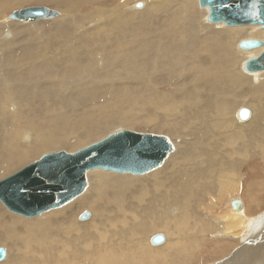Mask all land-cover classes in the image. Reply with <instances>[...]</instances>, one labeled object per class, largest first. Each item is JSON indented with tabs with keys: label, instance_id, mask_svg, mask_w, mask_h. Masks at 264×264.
<instances>
[{
	"label": "bare ground",
	"instance_id": "bare-ground-1",
	"mask_svg": "<svg viewBox=\"0 0 264 264\" xmlns=\"http://www.w3.org/2000/svg\"><path fill=\"white\" fill-rule=\"evenodd\" d=\"M173 1L182 3L184 8L188 10V7L195 0H144V6L156 14ZM196 2L201 11H206L207 14L203 22L209 23L207 25L209 28H213L212 25H215L219 28L230 29L229 33H233V36H237L234 30L238 29L248 28L260 32L256 35L251 32L250 35H254V37L243 38L237 42V49L240 51L237 53L240 57L246 58L244 62L242 61L241 71L238 68L232 71V68L218 70L217 67L208 66L205 71V78H200L196 83L194 82L189 89L167 94L162 93L161 88L156 86L154 89L147 90L148 96L144 93L140 100L138 98L128 100V103L131 104L125 106L126 110L123 113L119 111L121 114L115 112L113 103H110L109 107L94 106L99 97L97 99V94L92 95L87 92L82 96L88 107L83 116L81 115L80 118L77 117L69 123H66V118L64 119L62 116L60 123L61 117L54 115L56 124L49 128L42 127L41 122L38 121L39 117L27 116V113H21L23 112L21 109L20 111L6 112L7 115L12 116L11 119L16 121L18 118L15 124V141L17 143L15 142V145L9 148L8 157L5 158L0 167V175L6 174L11 169L15 171L21 163L30 161L32 157L42 154L47 149L70 150L69 136L73 134H76V142L87 144L96 138L98 139L104 134L99 135L104 131V128L111 124L107 122L108 120H114L113 126L123 123L129 128L140 122L139 126L142 129L151 127L160 131L165 130L171 135L169 139L174 145V150L161 165L162 167L160 166L161 168L158 167V170L149 172L150 174L145 177L118 176L116 174L130 175L131 173H117L103 169L90 170L87 173L88 191L86 190L87 192L85 191L83 196H78L63 205L64 208L61 210L58 208L63 206L58 207L57 212L53 211L54 213L41 218L37 216V218L29 220L32 217L23 216L26 217L23 218L22 215L18 216L20 214L10 210L13 215L5 214L6 212L0 208L2 215H4V218L1 219L3 227L14 229L13 232L2 231L0 233V245H3L0 248H4L6 252V258L0 261V264H73V262L79 261L82 256L85 261L99 259L101 263L116 258L118 264H174L175 259L171 262L172 257L176 258V255H180L179 253L183 257L188 254L190 260V253L193 250L202 249L204 244L212 243L213 239L220 234H225L230 240H235L236 235L238 236L246 230L244 232L246 234L239 239L241 244L248 239L259 238L258 233L255 234V230L258 232L259 228L254 226L251 215L248 216L250 209L246 207V202L242 211L233 208L238 212H232L227 210L228 203L226 201L239 194L240 187H242L240 179L243 177L241 166L245 165L250 160L249 158H253L251 151L253 154H258L257 149L261 153L264 151V146H262L264 138L250 145L255 138L264 134V123H259L261 120L264 121V85L263 88L259 89L260 84H264V71L249 72L246 68V63L260 55L264 51V47L243 49L240 46L244 40H264V28L257 25L232 27L226 26L224 22L211 23L209 21V9L200 6L199 0ZM138 15L142 14L137 13L134 16ZM95 17L96 15L91 16V19ZM8 18L6 22L11 21ZM62 18H65V15L59 19ZM223 33L228 35L224 36L226 39H229L230 42L233 41H231L233 36L231 37L226 32ZM231 46L229 45L228 51L232 49L233 46ZM207 51L210 52L211 48H207ZM55 57L59 58V55H55ZM254 75L256 76L252 77ZM218 83L222 84V87ZM202 84L208 86L204 89L205 94H207L205 100H202L201 97ZM225 89L228 92L225 93ZM220 90L223 94L222 97H219ZM193 92L198 93L197 96L195 95L197 101L194 103L189 101ZM255 95H258V98ZM260 101V104H256ZM57 103L59 102H56L54 98L50 99L48 107H54ZM233 107L235 108L233 109ZM241 107L250 111V117L246 120L239 115L242 110ZM135 109L137 110L136 115L139 114V109L150 114L152 119L148 122L149 127L139 118L126 120L129 110L133 112ZM95 110L98 112L97 123L94 122L96 128L90 127L88 129L87 126L94 124V119L90 117ZM131 115L133 114L131 113ZM184 117L186 123L183 121ZM81 125L83 126V133L78 134L76 129ZM192 126L194 127L191 128ZM29 127L32 130L25 132L31 129ZM188 127L192 130L190 134L184 133L187 132ZM22 133L24 134L22 135ZM210 140L223 144H218L209 149L206 142ZM20 141H24L23 143L26 145H18ZM201 142L199 149L193 148L194 144ZM212 145L215 144L212 143ZM69 152L71 153V151ZM236 156L238 163L233 161ZM184 161L189 164L180 166L179 163ZM178 164L181 171H178V168L176 170ZM91 171H103L106 174L102 172L100 174L98 172L91 173ZM112 179L117 180L119 184L106 192L104 189L101 191L102 194H98L97 190L102 189L106 185L105 182ZM249 182L244 184L246 188H250ZM95 200L97 201L96 204ZM203 200L207 201L208 204H203L201 212L208 216V221L198 215L197 204L202 203ZM237 200L239 199L235 198L231 201L232 207V202ZM1 203L5 206L2 201ZM213 207L220 209L221 212L218 211L220 214L211 210ZM83 212L89 213L87 219L80 218L79 215ZM173 220H176L178 226L175 225L174 227L171 224ZM159 229H165L168 232L164 242L155 245L152 243L153 236L150 238L148 236ZM220 240H216L215 246H222L223 248L225 243L222 244ZM24 248H28L29 251L26 252ZM97 250L99 253L96 254L95 251L97 252ZM37 254L40 257H37ZM236 254L241 256L239 252ZM193 255L195 256L194 253ZM251 258H254V255H251ZM183 262L184 260L181 263L183 264ZM255 264H264V258L259 257Z\"/></svg>",
	"mask_w": 264,
	"mask_h": 264
},
{
	"label": "rangeland",
	"instance_id": "rangeland-1",
	"mask_svg": "<svg viewBox=\"0 0 264 264\" xmlns=\"http://www.w3.org/2000/svg\"><path fill=\"white\" fill-rule=\"evenodd\" d=\"M196 1L191 3L188 10L184 8L182 3L173 1L155 14V12L149 11V8H145L144 0H0V167L5 158L8 157L9 148L15 145L16 142L15 124L18 118L16 121L11 119L10 117L12 116L7 115V111H20L21 109L23 111L21 113L25 112L27 116L39 117L38 121L41 122L42 127L49 128L56 124L55 116L61 117L59 119L60 123L62 122V116H64V119L66 118V123L77 117L80 118L81 115L83 116L84 112H86L85 109L88 107L82 96L87 92L92 95L97 94V99L99 97L94 106L103 105L109 107L110 103H113L112 106L115 107V112L117 111V114H121L126 110L125 106L131 104L128 103V100L133 98L140 100L144 93L148 96V89H154L156 86L161 88L162 93L167 94L189 89L194 82L196 83L200 78H205V71L208 66L217 67L218 70H223V68H228V70L232 68V71L237 68L240 69L246 58L240 57L239 53H237L240 52L237 49V42L243 38L254 37L260 32L248 28L238 29L234 30L237 36H233V33H229L230 29L219 28L215 25H212L213 28H209L207 26L209 23L205 22V24L203 22L207 13L199 9ZM120 4L122 6H119ZM35 6H45L54 9L59 12V15L50 20L27 23H19L20 21L10 19V16L15 11ZM137 13L142 15L134 16ZM61 15H65V18L59 19L63 17ZM95 15L96 17L91 19V16ZM7 18L11 21L6 22ZM208 29L211 30L209 31ZM223 32L229 33L231 37L233 36L231 41H234L235 38L236 40L230 42L229 39L224 37L228 35ZM251 32L254 34L253 36L250 35ZM229 45L233 46H231L232 49L230 51H228ZM209 47L211 48L210 52L207 51ZM202 51L204 52L202 53ZM55 55H59V58L55 57ZM227 63L231 65L229 66ZM202 85L201 97L202 100H205L207 94H205L206 91L204 89L208 88V86ZM218 85L222 87V84L218 83ZM263 85V83L260 84L259 89L263 88ZM224 91L225 93L228 92L227 89ZM197 94L193 92L194 96L191 95L189 101L193 103L197 101ZM222 95L220 90L219 97H222ZM258 95L255 96L258 98ZM53 98L59 103L54 107H48L49 100ZM258 103L260 104L261 101L256 104ZM74 111L77 112L75 113ZM143 111L139 109V114L136 115V109L133 112L129 110L126 120L139 118L149 127L148 122L152 117L148 112ZM92 113L90 118L94 119L93 123H97L98 112L95 110ZM131 113L135 116L131 115ZM185 117L182 120L186 123ZM159 119L165 120L164 118ZM261 121L259 123H264L263 120ZM107 122L112 125L109 124L110 127L107 125L99 135L104 134L98 139L96 138L86 144L76 142V134H73L69 136L70 150L47 149L48 152L43 151L42 154L37 155L38 157H32L30 161L21 163L15 171L11 169L6 174L0 175V180L13 175L45 154L59 151H71V153H74L101 141L107 135L119 130L171 136L165 130L160 131L151 127L142 129L139 126L140 122L136 123L134 127H129L130 129L123 123L113 126L114 120H108ZM95 123L92 126H87V128H96ZM82 129L83 126L81 125L76 129V133L82 134ZM184 129L187 130L186 128ZM31 130L32 128L25 132H30ZM190 132L192 130L188 127L187 132L184 133L190 134ZM263 138L264 134L258 136L250 145ZM23 142L20 141L18 145H26ZM212 143L215 145H212ZM216 143L211 140L206 142L209 145V149L216 147L218 144H223L222 142ZM201 144L202 142L196 143L193 148L199 149ZM257 146L260 145L257 144ZM257 153L253 154V151H251L253 158H249V163L247 162L241 166L243 177H241L240 181L242 182V187H240L239 194L233 199L238 198L239 200L237 201L242 202L243 205L246 202V207L250 209L248 216L251 215L254 226L259 228L258 232L255 230V234L258 233L259 238H251L241 244L239 239L246 234L244 233L246 230L238 236L236 235L235 240H230L225 234H220L221 238L218 235L213 239L212 243L204 244L202 249L193 250L190 253L191 258L194 256L193 253L195 254L193 259L190 258L189 260L188 254L183 257L179 253L180 255H176V258H171V262L175 259L174 264H182L183 260V264H255L258 262L259 257L264 258V151L262 154L257 149ZM235 158L233 159L234 163H238L237 156ZM179 164L182 166L189 163L184 161ZM179 164L176 166V170L179 169L178 171H181ZM92 172L106 174L103 171ZM150 173L137 176L112 174L140 178ZM247 181L251 182V184L249 182L250 188H246L244 185L245 183L247 184ZM105 184L102 189L97 190L98 194H102L101 191L104 189V192H106L110 188H114L119 183L117 180L112 179L109 182L106 181ZM233 199L226 201L228 203V207L226 206L227 210L238 212L232 207L231 201ZM203 204H208V202L203 200L202 203L197 204L198 215L208 221V216L201 212ZM256 204L260 205L256 206ZM0 208L6 212L5 214L13 215L1 201ZM62 208L64 206L58 208V210ZM216 208L218 207L216 206ZM58 210L57 208L49 210V213L48 211L44 212L38 217L41 218ZM211 210L217 211V213L218 211L221 212L220 209H214V207ZM84 213L86 212L79 215L80 218ZM2 218H4V215L0 211V221ZM34 218H37V216L29 218V220ZM171 224L174 227L175 225L178 226L176 220H173ZM2 231L13 232L14 229L3 227V222L1 221L0 233ZM167 232L165 229H159L150 234L148 238L158 234L165 237ZM219 239H221L222 244L225 243L223 248L222 246H215L216 240ZM1 246L3 247V245ZM24 250L26 252L29 251L28 248H24ZM238 252L239 254L241 253V256L236 254ZM95 253H99V250L95 251ZM251 255H254V258H251ZM36 256L40 257L39 254ZM234 258L237 259V262ZM42 262L44 263L45 261ZM73 264L118 263L116 258L101 263L99 259L85 261L82 256L79 261L73 262Z\"/></svg>",
	"mask_w": 264,
	"mask_h": 264
},
{
	"label": "water",
	"instance_id": "water-1",
	"mask_svg": "<svg viewBox=\"0 0 264 264\" xmlns=\"http://www.w3.org/2000/svg\"><path fill=\"white\" fill-rule=\"evenodd\" d=\"M199 4L209 9L211 23L264 28V0H199ZM58 15L54 9L35 6L15 11L10 19L35 22ZM240 46L243 49L261 48L264 40H244ZM246 68L249 72L264 71V51L250 59ZM239 115L246 120L250 111L242 108ZM173 150L172 141L165 135L118 131L74 153L59 151L43 155L0 181V201L7 209L22 216H38L82 195L89 185L87 173L90 170L143 175L160 167ZM233 208L241 211L242 202L234 201ZM88 216L86 212L82 218ZM164 240L165 237L158 234L152 238V243L160 245ZM5 258V249L0 248V261Z\"/></svg>",
	"mask_w": 264,
	"mask_h": 264
},
{
	"label": "snow or ice",
	"instance_id": "snow-or-ice-1",
	"mask_svg": "<svg viewBox=\"0 0 264 264\" xmlns=\"http://www.w3.org/2000/svg\"><path fill=\"white\" fill-rule=\"evenodd\" d=\"M141 7H142V5H141Z\"/></svg>",
	"mask_w": 264,
	"mask_h": 264
}]
</instances>
